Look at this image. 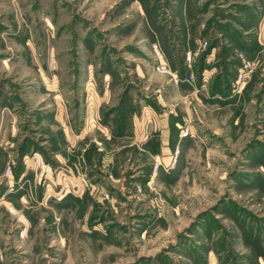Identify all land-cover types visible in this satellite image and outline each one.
<instances>
[{
    "label": "rangeland",
    "instance_id": "1",
    "mask_svg": "<svg viewBox=\"0 0 264 264\" xmlns=\"http://www.w3.org/2000/svg\"><path fill=\"white\" fill-rule=\"evenodd\" d=\"M93 99L141 113L132 155L115 123L88 189L24 178L54 101ZM0 264H264V0H0Z\"/></svg>",
    "mask_w": 264,
    "mask_h": 264
},
{
    "label": "crops",
    "instance_id": "2",
    "mask_svg": "<svg viewBox=\"0 0 264 264\" xmlns=\"http://www.w3.org/2000/svg\"><path fill=\"white\" fill-rule=\"evenodd\" d=\"M54 102L55 103L53 104H55L56 107L53 108L52 113L49 114V118H51V123L49 124L51 126L48 127L52 134L51 155L50 157H46L40 150H36V148L34 149L33 146V148L30 146L32 148L30 150L26 147L27 151L22 156L25 164V170L22 173L23 177L25 176L24 178L29 175V168H34L36 164L41 166V175L43 176H48L49 172L52 173L56 168L55 166H57L60 169L67 171L66 175L69 186L65 190V193L82 192L84 189L89 188L88 183L90 181L88 179L89 177H87L86 171L88 167L95 168L97 166L99 169L101 168L100 170L106 172L107 169L110 171L113 166H115L114 164H111L112 158L107 155L109 153V150L107 149L103 151L101 147L98 150H102L99 158L91 156L92 148L89 147V145H91V142H94V140L89 136L91 135L90 129L97 130L102 134L104 137V140L102 141L105 144L104 146H106L113 138L112 130L117 129L118 127L123 133L118 136L114 135V137H119L117 139H120L122 142L124 141L120 147L126 148L128 155H132L131 150L137 148L138 144L142 141L141 136H143V126H139L141 113L139 115L131 110L125 116H118V119L115 121L113 117L101 119L98 109L94 108V99L86 104V108L81 111V115L75 113L74 111H76V109L69 103V106H65L66 108L63 109L61 102ZM45 113H47L46 107L42 106L40 109L38 108L35 112V121L39 122L38 119L43 117ZM150 114L151 113L149 112V115ZM89 119H91V121L94 119L95 123L91 124ZM115 123L117 127H115ZM145 126L149 128L148 125ZM148 128L147 131H150L151 128ZM80 142H83V144ZM68 145L70 146L67 147ZM65 148H68L70 152ZM136 153L138 152L136 151ZM80 157L82 158V162L80 161ZM76 162H78L79 165L75 164ZM25 173H28V175H25ZM111 178L113 181L118 180L113 176H111Z\"/></svg>",
    "mask_w": 264,
    "mask_h": 264
},
{
    "label": "built area",
    "instance_id": "3",
    "mask_svg": "<svg viewBox=\"0 0 264 264\" xmlns=\"http://www.w3.org/2000/svg\"><path fill=\"white\" fill-rule=\"evenodd\" d=\"M155 52L157 53V55L160 58V60H159V62H160V65H159L160 72L171 74L168 64L165 62V60L163 59V56L159 53L158 49L155 48ZM145 113H146L147 116H149V111L148 110H145ZM147 135H148V133L146 132L144 137H146ZM8 171H9V167H7V172Z\"/></svg>",
    "mask_w": 264,
    "mask_h": 264
},
{
    "label": "trees",
    "instance_id": "4",
    "mask_svg": "<svg viewBox=\"0 0 264 264\" xmlns=\"http://www.w3.org/2000/svg\"><path fill=\"white\" fill-rule=\"evenodd\" d=\"M251 243H252L253 245L256 244L253 240H251ZM255 255H256V256H263V253L260 251V249H256V253H255Z\"/></svg>",
    "mask_w": 264,
    "mask_h": 264
}]
</instances>
